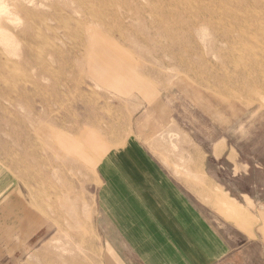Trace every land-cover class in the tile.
Returning <instances> with one entry per match:
<instances>
[{"label": "rangeland", "instance_id": "rangeland-1", "mask_svg": "<svg viewBox=\"0 0 264 264\" xmlns=\"http://www.w3.org/2000/svg\"><path fill=\"white\" fill-rule=\"evenodd\" d=\"M4 2L0 163L47 207L59 242L90 249L88 139L123 141L129 112L146 102L199 132L213 109L232 128L247 124L243 138L264 122V0H61V13L46 21V50L31 57L21 52L37 36L25 28L36 19L30 9L48 1ZM258 228L264 239V212ZM81 261L95 264L85 254Z\"/></svg>", "mask_w": 264, "mask_h": 264}, {"label": "crops", "instance_id": "crops-1", "mask_svg": "<svg viewBox=\"0 0 264 264\" xmlns=\"http://www.w3.org/2000/svg\"><path fill=\"white\" fill-rule=\"evenodd\" d=\"M160 105L129 112L119 143L88 139V251L55 240L47 207L0 163V264H264V122L243 138L247 124L213 109L199 132Z\"/></svg>", "mask_w": 264, "mask_h": 264}, {"label": "bare ground", "instance_id": "bare-ground-1", "mask_svg": "<svg viewBox=\"0 0 264 264\" xmlns=\"http://www.w3.org/2000/svg\"><path fill=\"white\" fill-rule=\"evenodd\" d=\"M48 3H45V5L43 6V3H42V7H40V5L36 4L35 5V8H33L32 10L30 9V12H32L31 15L35 16L36 19L35 20H31L27 22L26 24V30L29 34H33L35 32H37V36H36V39L34 40H31V42H29L28 45H26V49H22L23 51H21L22 53H24L25 56H30L32 55L33 53H39V54H42L44 53V51L46 50L47 48V39L45 38V32L47 31L48 29V26L46 24V21L48 20H55L56 17H57V14L58 13H61V8H62V3H59L61 2V0H55L56 3H59V4H56L55 2L53 1H50V0H47ZM68 2H74L76 3L77 0H67ZM147 1V0H146ZM172 6V4H170ZM176 5V4H175ZM124 6V5H123ZM183 5L181 3H179L177 5V8H181ZM195 6V5H194ZM184 7V6H183ZM188 9H191V5L189 4V6H187ZM125 8V6H124ZM193 8V7H192ZM119 9V7L117 6V10ZM183 9V8H182ZM187 9V8H185ZM184 9V10H185ZM120 11V10H118ZM124 11V9H123ZM167 11V10H166ZM169 12H165V14H168L167 16L169 18H172L174 19L175 21H177L176 23H180L181 19L180 17L178 18L179 16V13L177 11L173 12V9H168ZM126 12V11H125ZM9 13V10L7 9L6 5H5V2L4 0H0V19H2V16L5 15V14H8ZM164 14V16H166ZM197 14H200V13H197ZM209 14V13H208ZM163 17V16H162ZM191 17V16H190ZM196 17H199V15ZM200 18V17H199ZM180 20V21H179ZM179 21V22H178ZM184 21V20H183ZM178 25V24H177ZM204 25V24H203ZM210 25V24H209ZM193 26V25H192ZM196 26V25H195ZM121 26H119L120 28ZM127 27V26H126ZM125 27V29H126ZM200 27V26H199ZM202 27V26H201ZM117 28V27H116ZM194 28V27H193ZM118 29V28H117ZM124 27H123V30H125ZM213 29V28H212ZM120 30V29H119ZM131 30V29H130ZM0 32L1 33H4V28L3 27H0ZM215 32V31H214ZM225 34V33H224ZM223 36V35H222ZM158 37V36H157ZM221 39V38H220ZM227 39V38H226ZM223 40V39H222ZM223 42V41H222ZM144 43V41H143ZM150 44V43H149ZM144 46V44H143ZM147 46V45H145ZM31 57V56H30ZM41 60V59H40ZM28 61V60H27ZM38 62H41V61H31L32 64L34 63H38Z\"/></svg>", "mask_w": 264, "mask_h": 264}]
</instances>
